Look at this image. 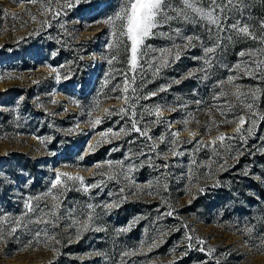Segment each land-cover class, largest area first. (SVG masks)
I'll use <instances>...</instances> for the list:
<instances>
[{
  "label": "rangeland",
  "instance_id": "obj_1",
  "mask_svg": "<svg viewBox=\"0 0 264 264\" xmlns=\"http://www.w3.org/2000/svg\"><path fill=\"white\" fill-rule=\"evenodd\" d=\"M125 3L0 0V178L10 184V203L0 202V264H264V216L243 214L255 203L245 196L256 194L237 180L264 169V46L230 27L239 21L264 33L263 0H234L219 29L168 11L174 18L145 38L135 69L116 19ZM174 44L180 58L162 64L159 50ZM214 45L206 63L204 47ZM133 109L151 139L132 130ZM179 129L170 143L169 131ZM20 152L35 158L33 173L19 169ZM57 171L83 183L62 178L67 187L52 189ZM34 179L40 186L23 191ZM30 198L33 208L55 204L58 223H27L11 234L14 221L38 215L27 211ZM129 200L141 210L124 219L117 210ZM86 205L93 224L77 235L81 224L69 210L82 220ZM37 229H47L38 240Z\"/></svg>",
  "mask_w": 264,
  "mask_h": 264
},
{
  "label": "snow or ice",
  "instance_id": "obj_2",
  "mask_svg": "<svg viewBox=\"0 0 264 264\" xmlns=\"http://www.w3.org/2000/svg\"><path fill=\"white\" fill-rule=\"evenodd\" d=\"M16 2H23V0H16ZM29 2H35V0H29ZM181 4L183 5V7L181 8L173 7L169 9L167 0H126L124 8L119 13H117L116 19L122 22L121 34L126 36L127 40L130 41L129 63L132 69H135L137 67L138 55H141V53H139V49L144 44L145 38L154 35L155 33L153 32V30L157 29L158 27H162L163 26V24L161 23L162 21L166 22L174 18L173 16H169L167 14L168 11L175 12L176 14L175 18H180L189 22H191V20H197V22H199V20H204L207 22V24L214 25L216 26L217 29H219L220 23L222 22L221 18L223 17L226 11V6L227 8H231L232 6H234V0H208L207 8L203 6V0H181ZM67 6L70 7L71 3L69 2ZM0 15H6V14H0ZM55 15L58 16L59 12H56ZM15 18L16 17H13V19ZM111 22L112 20L110 19L109 23ZM230 27L233 30L237 31L238 33L246 34L250 36L252 39L258 40L259 44L261 46H264V33H262L259 37H257L250 32V29L247 25H241L239 21H237V23L235 24H232ZM261 27L264 28V22L261 23ZM176 32L177 34H179V29H177ZM209 32H211V29H209ZM161 35H163V33H161ZM184 39L187 41L186 46L192 45L193 37L187 36L184 37ZM196 39L199 40L200 38L196 37ZM148 47L151 48V46ZM177 47L178 46L174 44L173 47H166L159 50V60L162 62V64L166 65L168 63V58L170 56L174 55L175 59L177 60L180 58L179 52L174 51V49ZM216 47H219V45L204 47V52H205L204 59L206 63H210V60L215 53ZM259 51L261 52V55H264V47L259 49ZM251 54L252 53H249L250 56ZM239 55L244 56L245 52L241 51ZM156 59H157L156 57H153L152 61L155 62ZM253 63H255L257 67H259V64L257 62L254 61ZM57 79H59L58 76ZM227 80L232 81L233 77L228 76ZM222 83L223 81L218 82V84H222ZM125 92H127V87H125ZM133 94H135V89H133ZM150 95L155 96L156 93H151ZM225 95H226L225 93L221 92V96H225ZM235 95H241V93H236ZM144 98L147 99L150 97L146 96ZM195 103L200 104L201 101H196ZM252 107L253 106L251 104L248 105L250 111ZM120 111L125 112L126 109H120ZM156 111L158 112L159 109L157 108ZM131 119H132V130L136 131L142 136H146L148 139H151V137L147 136V133L143 131L141 127L138 126V123L136 122V115L134 109L132 110ZM157 120H159V116H157ZM94 123L98 125L101 123V121L96 120ZM184 123H187V121H185ZM239 123L241 125L246 123V121L242 116L239 118ZM252 123L253 124L255 123L254 119L252 120ZM169 129H171V124H169ZM181 130L183 129L176 130L175 132L169 131V135L173 138L170 141V143L175 144L177 142L175 138L179 136V131ZM119 131L122 132L125 130L121 128ZM237 131L239 132L240 130L238 129ZM109 132H112V130L110 129ZM115 134L118 135L119 132H116ZM106 135H108V133H101L102 137ZM193 135L195 134L193 133ZM159 139L161 140V142H164L166 138L164 136H161ZM219 139L223 141L227 139V137L221 136L219 137ZM213 143L215 142L213 141ZM174 154L180 155L181 153L175 152ZM140 155L146 156V154L143 151L140 152ZM108 163L109 165H111L112 162L109 161ZM167 166H168L167 164L163 165V167L165 168ZM119 174L122 175L123 173L121 172ZM62 178L68 181H80L81 183H83V179L80 176H72L69 173H61L57 171L51 183V188L58 189L61 186L66 188L67 185L64 183V179ZM96 186L97 185H88L85 186V188L87 189L89 187H96ZM121 191H123V189H121ZM56 207L57 206L55 204L52 206L44 204L43 208H41L40 204H37L35 208H33L31 206V198H30L29 202L26 203L27 211L30 213H37L38 215L35 218L29 217L28 221H26L23 224H21L19 221H14L13 225H10L7 231L10 232L11 234H15L19 227H26L27 223H36V224L44 223L46 225L50 224L52 227H55L60 219V217L55 212ZM85 208L87 209V211H83L82 220H76V217L72 215V212H74V210H69L68 218L72 219L75 223L81 224V228L78 230L77 235L80 234V231L89 230V228H91L93 224L94 214L91 211L93 209V206L86 205ZM39 213H43L44 215H39ZM172 214H173L172 212L168 213V215H172ZM44 216H50L51 219H44ZM42 231L46 233L47 229L44 230L37 229L35 231L34 235L37 240L40 238ZM3 236H4L3 232L0 231V239H3ZM188 239L191 240L192 238L188 237ZM259 239L261 240V242H264V236L259 237ZM125 255H127V253H125Z\"/></svg>",
  "mask_w": 264,
  "mask_h": 264
},
{
  "label": "trees",
  "instance_id": "obj_3",
  "mask_svg": "<svg viewBox=\"0 0 264 264\" xmlns=\"http://www.w3.org/2000/svg\"><path fill=\"white\" fill-rule=\"evenodd\" d=\"M264 2V0H263ZM133 83H136L133 81ZM136 85V84H135ZM132 87H134L132 85ZM137 88V86H136ZM135 89V87H134ZM148 89H143V91H146ZM17 155H19V169L21 170H27L31 173H33V169L36 167V164L33 163L34 161V157H31L28 154H24L22 152L17 153ZM25 155V156H24ZM9 174H11L14 177H18L19 176V172L18 169H16V167L12 166H8ZM251 173H246L245 176H243V179L241 177H239L238 183H239V189L243 190V188H251L253 190V192L256 194V196L254 194H252L251 192H248L247 195L245 196L246 199L248 201H252L255 202L254 206L252 209H248L245 213L247 217H251L252 219H254L253 221H255L256 219L259 218V216L263 215L264 216V169H260L258 167V169H253L252 171H249ZM10 184L9 183H5L3 180H1L0 178V202L1 203H10ZM38 186H40L38 180H33L29 183V188H24L21 187L22 190L27 191V192H33L32 189L33 188H37ZM139 202H136L134 200H129V201H125L123 202L119 209L117 211H121L120 216H122L124 219H126L127 217H129L131 214L140 211L141 207L138 205ZM238 204V203H237ZM7 205V204H6ZM3 206V205H1ZM237 209L239 212H243L242 208L243 205L242 203L236 205ZM7 210V208L9 206H4ZM75 258L70 257L69 261H73Z\"/></svg>",
  "mask_w": 264,
  "mask_h": 264
}]
</instances>
